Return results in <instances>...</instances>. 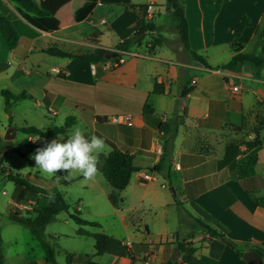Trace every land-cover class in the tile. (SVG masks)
I'll return each mask as SVG.
<instances>
[{
	"label": "crops",
	"instance_id": "0c3cea01",
	"mask_svg": "<svg viewBox=\"0 0 264 264\" xmlns=\"http://www.w3.org/2000/svg\"><path fill=\"white\" fill-rule=\"evenodd\" d=\"M165 2L95 0L91 10L75 22L73 5H82L81 0H40V7L49 13L46 17L25 12L10 0H0V12L9 16L19 34L13 48L0 44V91L25 92L28 96L12 105L10 124L5 113L7 124L1 127L0 121V136L9 126L15 128L16 135L21 132L16 130L18 127L50 128L63 124L71 116L74 124L84 122L86 135L102 137L110 150L118 148L133 154L138 170L132 173L123 190L131 185L132 191L142 190L136 208L142 206L150 182H160L171 194L160 214H156L154 205L148 204L151 213L142 228L132 220L137 231L121 238L130 246L133 258L96 255L95 250L86 253L79 246L68 251L77 256L75 261L66 263L64 259L62 264H142L148 250L153 255L152 264H167L175 247L172 234L178 229L173 195L192 215L223 232L237 249L262 247L264 262V207L255 205L247 194V191L254 196L264 194V140L253 149L257 154L255 174L243 179L236 175L237 164L247 155L240 149V145L245 146L241 140L254 138L255 132L250 128L257 124L256 113L259 111L262 116L264 112V68L259 76H254L249 64L242 65L235 73L208 69L197 63L183 48L177 34L176 39L170 41L162 35V29L174 28ZM180 2L188 24L189 48L209 65L228 60L233 54L230 44L234 40L241 46L239 51L259 52L253 40L264 21V0ZM149 3L154 7L150 17L145 12L144 18L154 25L153 29L146 31L140 42L126 51L124 62L113 70L104 68L103 62L87 63L44 51L50 46L71 53L96 48L116 50L119 32L135 24L138 5ZM243 15L249 19V25L234 39L236 25ZM157 36H160V45H154ZM155 83L162 86L161 93L153 91ZM233 85L239 87L238 93L231 91ZM184 86L191 90L179 97ZM15 108H18L17 116ZM124 119H129L131 125L121 123ZM170 124L176 127L170 154L159 171H152L151 167L161 159ZM26 135L28 145L46 144L57 136ZM259 136H263L262 131ZM154 138L157 141L153 147ZM81 178L85 179L82 175L77 177ZM26 195L30 196L26 205L12 204L8 199L5 212L0 213L3 216L0 218L2 264H50L30 231L7 220L15 209H32L33 205L43 202L39 194L26 191ZM166 208L170 211L169 218ZM113 209L118 211L119 207ZM60 217L59 213L52 222L59 221ZM118 217L126 229V217ZM49 225L45 227L49 241L56 242L59 236H64ZM82 227L96 232L87 225ZM77 228L75 224V234ZM164 241L166 243H159ZM192 241L197 247L196 256L212 257L216 264H246L224 241L208 240L200 231L194 234ZM34 249L36 255L32 254ZM85 254L91 257L86 260Z\"/></svg>",
	"mask_w": 264,
	"mask_h": 264
},
{
	"label": "trees",
	"instance_id": "16d2710c",
	"mask_svg": "<svg viewBox=\"0 0 264 264\" xmlns=\"http://www.w3.org/2000/svg\"><path fill=\"white\" fill-rule=\"evenodd\" d=\"M17 6H19L23 11L32 13L38 17H46L49 13L40 7V0H10ZM82 5H73V20L75 22L80 21L93 7L95 0H81ZM139 16L136 18V22L132 27L124 28L118 34L119 41L115 45V49L118 51H126L135 43L140 42L144 37L146 31L153 29L154 25L147 22L144 18L146 5H138ZM165 8L169 12L170 16L174 19V28L177 33L178 39L181 42L183 48L190 53L191 57L202 66L208 69H220L224 71L239 72L242 65L249 64L252 67V72L254 76H259L260 70L264 68V21L262 22L259 30L255 32L253 43L259 47V52H242L239 51L241 48L237 41H232L230 47L233 50V54L228 60L222 64L211 66L206 63L203 57L196 52L190 50L188 44V24L184 15V7L180 0H166ZM249 25V19L247 16L243 15L236 25L234 31V39L239 37L241 31L244 27ZM19 34L16 31L13 23L11 22L8 15L0 12V44L5 48H13L18 40ZM154 45H160V36H157L154 40ZM45 52L68 58H77L81 61L87 63H98L104 62L105 53L107 49L96 48L93 51L83 52V53H71L62 51L56 47L50 46L44 50ZM191 90L190 87H182L179 93V97L185 96ZM153 91L156 93H161L163 91L162 86L159 84H154ZM3 100L5 111L8 114L9 124L12 120V115L10 109L12 105L18 101H21L28 97L25 92L11 93L8 90L0 91ZM264 104V101L262 102ZM145 111V107L143 108ZM75 123L73 117L68 116L62 126L55 125L50 128H38L33 125L22 126L16 128V130L21 131L26 134H31L39 138H51L57 134L65 133L70 127ZM171 129L173 130L171 132ZM168 140L162 145V155L161 159L151 167L152 171H159L160 167L165 165V160L170 154L171 142L176 131L174 124L168 125ZM259 131H262L263 136H259ZM264 140V112L260 119V124L258 130L255 132L254 138L251 140H246L244 142L246 146L247 155L240 161L236 166V175L238 179H243L245 177H250L255 174V165L257 162V154L253 149L259 147ZM0 142L2 143L1 136ZM45 144H33L28 146L29 151L36 150L39 147H43ZM12 150L9 146H1L0 148V165L2 164V155ZM133 154L127 151H123L118 148H112L107 155L100 156V163L98 165V170L105 178L110 186V191L107 193V199L109 203L114 207L118 208L122 202L119 192L123 190L129 183L130 177L133 172L138 170V168L133 163ZM0 171L5 173L7 180L14 183L16 186L24 187V189L29 194H39L42 201H45L40 207L32 208L31 212L21 211L20 209H15L12 216L7 217V220L13 223L20 224L26 227L30 233L39 241L43 251L46 262L50 264H59L54 255V249L48 240V236L45 233V227L52 221L56 219V216L60 212H67L69 218L78 225L76 234L79 236L91 237L94 241L93 247L96 255L111 254L119 257H131L133 258L130 246L123 240L115 238L108 235L102 231L91 232L82 227V225H88L90 227L100 228V223L93 220H85L81 217V212L78 209H74L73 212H68L69 204L64 197L63 192L57 187L52 186L48 192L41 188L40 186L30 183L24 177H21L17 173H12L9 167L0 166ZM63 177L61 183L63 185H68L72 180H69L66 172H59ZM55 180V179H53ZM248 196L251 201L260 207H264V194L262 196H254L249 191H247ZM173 202L177 211V222L179 230L177 229L172 234V243L178 249L179 259L172 260L171 258L167 261V264H216L214 258L200 255L196 256L197 247L193 244L194 234L198 231L204 233L207 239H217L224 241L230 247H232L237 254L241 257L243 251L237 249L236 244L226 238L225 234L214 227H212L204 219L192 215L184 206L181 201L173 195ZM159 243H166L159 242ZM1 246V238H0ZM256 251L263 256L262 247H256ZM77 256L70 253H65L66 263H72L75 261ZM91 255L85 254L84 259H89ZM0 264H2V254L0 248ZM264 264V262H263Z\"/></svg>",
	"mask_w": 264,
	"mask_h": 264
},
{
	"label": "rangeland",
	"instance_id": "374dc122",
	"mask_svg": "<svg viewBox=\"0 0 264 264\" xmlns=\"http://www.w3.org/2000/svg\"><path fill=\"white\" fill-rule=\"evenodd\" d=\"M171 19L172 23H175L172 17ZM161 33L168 41L176 39L177 33L172 27L168 30L162 29ZM253 46L256 48L255 43H253ZM14 111L17 116L18 108H15ZM5 113L7 112L5 111L3 99L1 98V127L7 124ZM260 119L261 114L258 111L255 116V122H257V124H253L250 128L252 131L256 132L258 130ZM17 121L20 122V119L18 118ZM6 130L4 131L3 136L5 135ZM3 136L1 137L2 143L0 142V148L5 145L11 148L14 147L15 150H9L2 155V165L9 167L12 173H18L21 177L26 178L30 183L45 188L48 192L51 186H57L63 192L64 197L69 204L68 212L71 213L74 209H78L81 212V217L83 219L93 220L100 223V228L89 226V228L94 231H102L118 239L124 238L126 234H130L132 231H137L135 230L137 229V226L132 225V220L133 223H136V225L139 224V227L142 228L144 221L151 213L147 208L148 204L154 205L156 207L154 211L156 214H160L164 208V202L171 197L169 189L161 187L160 182H150L148 183L147 195L142 199V206L140 208H136L140 200L142 190L132 191L131 185L120 192L122 203L120 204L121 206H119V210L115 211L113 209L114 207L107 199V193L110 191V186L99 171L91 179H77V177L80 176L79 174L69 172L66 177L69 180H72V182L68 185H63L60 183L62 180L61 177L63 176H61L59 172L57 175L48 176L47 174H43L38 169L34 168L35 162L31 158V155L35 151L33 150L29 153V145L27 144L26 134L18 132L13 138L8 140H4ZM244 142H246V140L242 139L241 143ZM58 179H60V182ZM29 198L30 196L26 195L24 188L18 187L11 181L7 180L4 173L0 171V213L3 214L5 212L4 210L7 206L8 199H10L12 204L19 202L21 205H26ZM44 202L45 201L40 203L38 206L33 205L32 208H38ZM77 202L78 205H76ZM22 208L23 212L32 211L29 207ZM165 210L168 212L167 218H169L170 211L168 208ZM118 215H124L126 217L125 222L128 223V227L126 229H124L123 222L120 221ZM60 216L59 221L51 222L49 225V228L64 234V236H59L56 242L49 241L54 249L56 261L62 264L65 259V253H68L70 250L77 249L79 246H82V249L85 250L86 253H91V251L94 250L93 239L91 237H79L75 234V223L69 219L67 212H60ZM0 218H3V216H0ZM23 230L28 233L26 228ZM5 242H7V237ZM38 250L42 252L40 247ZM36 252L37 250L34 249L32 254L36 255ZM150 253L151 252L148 250L147 253L143 255L142 259H145Z\"/></svg>",
	"mask_w": 264,
	"mask_h": 264
},
{
	"label": "clouds",
	"instance_id": "9594fccd",
	"mask_svg": "<svg viewBox=\"0 0 264 264\" xmlns=\"http://www.w3.org/2000/svg\"><path fill=\"white\" fill-rule=\"evenodd\" d=\"M85 131L84 122L78 121L66 133L57 134L56 138L37 148L31 155L34 168L48 176L74 172L86 179L93 178L98 172L100 156L107 155L110 148L102 137L86 135Z\"/></svg>",
	"mask_w": 264,
	"mask_h": 264
},
{
	"label": "built area",
	"instance_id": "2783aa9c",
	"mask_svg": "<svg viewBox=\"0 0 264 264\" xmlns=\"http://www.w3.org/2000/svg\"><path fill=\"white\" fill-rule=\"evenodd\" d=\"M153 4L149 3L146 5V8H145V12H146V15L150 17L151 13H152V10H153ZM105 20H102V22H104ZM127 51V50H126ZM126 51H118V55L116 57H113V58H110V59H107L106 61L103 62V67L108 69V70H113L115 68H117L118 66H120L124 60H125V55H126ZM231 91L234 92V93H238L239 92V87L237 85H233L231 87ZM121 123L125 124V125H131V122L129 119H124V120H121ZM156 141L157 139L154 138L151 140V146H156ZM160 149V147H158ZM240 149L242 151H245L246 150V147L244 145H240ZM147 177V176H146ZM152 258H153V255L150 253L144 260H143V264H152Z\"/></svg>",
	"mask_w": 264,
	"mask_h": 264
},
{
	"label": "water",
	"instance_id": "95a60500",
	"mask_svg": "<svg viewBox=\"0 0 264 264\" xmlns=\"http://www.w3.org/2000/svg\"><path fill=\"white\" fill-rule=\"evenodd\" d=\"M118 55L117 50L107 49V52L105 53V58L110 59L113 57H116ZM16 131L15 128L12 126H9L5 132V135L3 136L4 140H8L14 137ZM178 249L177 247H174L171 252V259L174 260L177 258ZM242 259L246 264H263L262 256L255 250V249H248L243 251L242 253Z\"/></svg>",
	"mask_w": 264,
	"mask_h": 264
}]
</instances>
